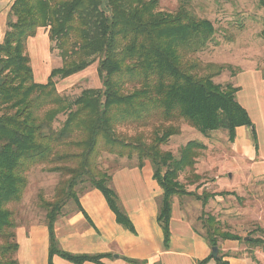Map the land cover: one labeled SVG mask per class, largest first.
Listing matches in <instances>:
<instances>
[{"label": "trees", "instance_id": "obj_1", "mask_svg": "<svg viewBox=\"0 0 264 264\" xmlns=\"http://www.w3.org/2000/svg\"><path fill=\"white\" fill-rule=\"evenodd\" d=\"M259 4L264 8V0ZM7 25L0 42V264H20L13 205L22 201L28 172L36 165L49 164L51 171L62 176L55 198L41 197L49 228V264H54V255L75 264L101 263L112 254H73L61 249L55 223L67 201L79 205L77 187L89 183L104 194L118 223L135 231L109 185L111 173L100 166L103 152L137 157L140 168L151 162L153 176L163 189L158 221L168 247L174 198L191 196L204 205L212 196L188 189L202 178L197 170L198 151L205 144L188 141L178 156L163 148L180 133L177 123L187 122L203 135L225 130L231 142L237 128L247 126L259 149L254 122L237 99L241 87L216 83L214 77L224 67L214 71L213 65L203 66L196 57L215 39L217 29L191 9L189 0H182L174 12L162 11L159 0H14ZM40 28L48 29L63 58L62 67L52 69L43 83L35 80L26 51L28 39ZM95 61L102 86L84 90L74 101L62 96L56 78L81 73ZM61 113L67 117L56 127ZM148 126L153 128L149 135L121 130ZM187 169L192 181L184 184L180 174ZM205 222L211 247L220 239H243L223 231L213 216ZM256 231L264 234L263 228ZM247 242L264 248L263 236H248ZM211 260L230 264L212 254L199 264Z\"/></svg>", "mask_w": 264, "mask_h": 264}, {"label": "rangeland", "instance_id": "obj_2", "mask_svg": "<svg viewBox=\"0 0 264 264\" xmlns=\"http://www.w3.org/2000/svg\"><path fill=\"white\" fill-rule=\"evenodd\" d=\"M159 1L162 11L174 12L182 0ZM189 4L198 16L210 19L217 29L215 39L196 57L203 66L213 65L214 71L220 66L224 67L222 72L214 77L216 83L242 86L241 91L237 93V99L253 119L259 148L264 157V84L257 80L264 79V8L260 6L259 0H189ZM26 51L31 57L37 82H46L50 71L63 65L59 49L49 39L48 29L40 28L35 37L29 38ZM97 67L98 61H95L81 73L65 79L56 78L60 94L69 101H74L84 90L100 88L102 81ZM242 97L245 104L241 101ZM66 117L65 113H61L55 126L60 127ZM177 124L180 133L169 139L163 146L165 150L178 156L179 150L188 141L198 140L206 145L205 149L198 151L197 170L202 178L188 186V189L198 193L206 192L212 196L204 205L199 201L196 207L190 206V201L186 202L185 212L193 221V225L206 236V218L213 216L223 231L243 237L240 241L220 239L219 256H223L224 260H229L231 264H264V248L252 247L247 242L248 236L264 237L263 233L256 231L259 227L264 229V166H259V162L264 159L260 150L253 155L252 128L244 126V131L238 132L240 139H249L248 149L252 154L250 157L249 154H242L244 151L235 150V142L229 141L228 132L225 130L211 131L208 135H203L187 122ZM121 130L129 135L140 131L149 135L153 128L148 126ZM99 162L103 170L111 173L123 163L139 161L137 157L129 159L126 156L103 152ZM190 175L192 172L189 169L182 172L181 182L189 184L192 181ZM61 177L60 172L49 169V164L31 168L23 199L13 205L17 230L20 227L29 228L32 224L46 223V210L41 207V197L48 201L54 199ZM221 178L223 182L219 183ZM198 184L202 186L197 190ZM89 188V183H84L80 184L77 190L80 194ZM181 198L195 199L191 196ZM67 204L74 205V201H67L64 208ZM17 239L20 243V238Z\"/></svg>", "mask_w": 264, "mask_h": 264}, {"label": "crops", "instance_id": "obj_3", "mask_svg": "<svg viewBox=\"0 0 264 264\" xmlns=\"http://www.w3.org/2000/svg\"><path fill=\"white\" fill-rule=\"evenodd\" d=\"M13 2L0 0V42L8 29V14ZM257 80L264 84V79ZM244 100L242 97L243 104ZM240 130L244 131V126L236 130L235 150L244 151L242 154L251 157L249 139H240ZM259 150L263 157V152L260 148L257 151L253 139V155ZM259 164L264 166V161ZM153 173L151 162H145L141 168L137 162L123 163L111 172L110 184L118 194L120 205L131 219L135 231L118 223L115 212L99 189L89 188L79 194V205L76 202L71 206L67 204L58 217L55 233L59 247L73 254H112V257L101 259V263L86 261L83 264H133L125 258L145 261V264H199L210 256L211 246L206 237L197 230L185 212L187 201L194 207L200 203L194 198H174L171 239L169 246H165L163 228L158 221L163 189ZM222 179L219 183L223 182ZM17 237L21 240L17 252L20 264H49L50 239L46 223L32 224L29 228L20 227ZM53 262L75 264L59 255L53 256ZM208 264H215V261L211 260Z\"/></svg>", "mask_w": 264, "mask_h": 264}, {"label": "water", "instance_id": "obj_4", "mask_svg": "<svg viewBox=\"0 0 264 264\" xmlns=\"http://www.w3.org/2000/svg\"><path fill=\"white\" fill-rule=\"evenodd\" d=\"M246 239H247V238H246ZM212 256H213L214 258L219 257V247H218V245H217V246H214V247L212 248Z\"/></svg>", "mask_w": 264, "mask_h": 264}]
</instances>
